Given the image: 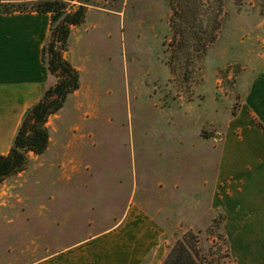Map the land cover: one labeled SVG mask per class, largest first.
<instances>
[{"label": "rangeland", "instance_id": "1", "mask_svg": "<svg viewBox=\"0 0 264 264\" xmlns=\"http://www.w3.org/2000/svg\"><path fill=\"white\" fill-rule=\"evenodd\" d=\"M63 55L82 82L49 118L48 149L0 182L2 264L104 233L133 203L170 227L168 251L192 230L210 264H252V249L264 251V220L207 209V195L213 144L264 68V0H94ZM221 214L231 259L211 222ZM99 236L96 249L106 243ZM91 243L52 259H101Z\"/></svg>", "mask_w": 264, "mask_h": 264}, {"label": "crops", "instance_id": "2", "mask_svg": "<svg viewBox=\"0 0 264 264\" xmlns=\"http://www.w3.org/2000/svg\"><path fill=\"white\" fill-rule=\"evenodd\" d=\"M24 1L29 0H0ZM50 27L49 13H0V154L9 151L24 113L41 98L44 85L50 83L52 75L43 57ZM219 142V146L213 144L217 158L207 209L217 203L234 212L238 219L250 213L252 219L264 220V68L250 80L243 101ZM100 233L96 234L100 235L98 240L106 243L98 249L94 247V235L57 252L91 241L95 259H101L63 263L52 259L55 252L27 264H143L150 255L149 264H162L169 246L163 239L171 234L170 227L136 203L128 206L118 225ZM111 237L113 242H107ZM260 250L261 247L252 249V264H264V251Z\"/></svg>", "mask_w": 264, "mask_h": 264}, {"label": "trees", "instance_id": "3", "mask_svg": "<svg viewBox=\"0 0 264 264\" xmlns=\"http://www.w3.org/2000/svg\"><path fill=\"white\" fill-rule=\"evenodd\" d=\"M71 0H29L24 2H0V13L15 11H37L51 16L50 37L43 49V57L50 75L55 82L44 85L41 98L31 105L23 115L6 154H0V182L7 177L25 170L30 154H43L49 147L52 130L49 118L58 113L69 95L77 90L82 82V73L64 57L72 34V26L80 25L87 12V6L94 0H77L74 8ZM175 18L171 17L174 27ZM208 42L215 38L214 30H207ZM207 34V33H206ZM177 38V31L174 35ZM223 214L211 221L217 227V235L225 248V257L231 259L228 238L222 228ZM199 240L192 230L185 232L169 248L162 264H210L199 247Z\"/></svg>", "mask_w": 264, "mask_h": 264}]
</instances>
